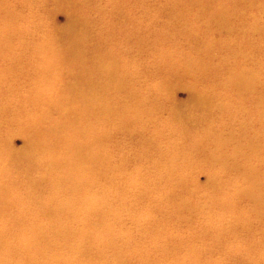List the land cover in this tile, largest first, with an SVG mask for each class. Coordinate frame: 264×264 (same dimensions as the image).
Returning <instances> with one entry per match:
<instances>
[{
    "label": "bare ground",
    "instance_id": "obj_1",
    "mask_svg": "<svg viewBox=\"0 0 264 264\" xmlns=\"http://www.w3.org/2000/svg\"><path fill=\"white\" fill-rule=\"evenodd\" d=\"M16 1H20L25 6L31 3L28 0ZM67 1L69 5H72L68 26L59 29L54 25L51 31H45L46 29L42 28L43 34L36 39V43L31 46L29 53L21 50L19 45H15L18 44L17 40H21L26 34L25 31L16 29V34L12 31L14 28L11 30L4 28V31H0V53L4 54L6 59H12L8 61L12 65V70L15 61L19 62L16 65L18 68L27 72L30 67L33 68L36 64L40 69L34 86H31L32 88L25 86V92L19 93L15 91L18 89L17 85H12L14 87L12 89L1 86V82L9 80L10 74L15 71L9 72L7 67L0 69V94H5L4 107L0 106V109L5 111L6 123L10 126L12 124L17 126L14 132L22 134L26 139V146L21 151L9 153L8 149L13 151L12 147L8 145L9 136L14 132L7 130L5 134L0 133V150L2 149L0 151V217L5 218L6 215H9V219L0 220V247L6 245V248L9 249L10 244L13 243L12 251L20 249L23 251L18 257V261L23 264H37L36 261L40 260H42V264H49L48 260H51L52 264H66L68 260L66 255L71 254L70 250L72 248L73 251L76 250L78 242L88 238L93 240L94 245L97 246V250H93V245L84 248L90 257L89 260L91 259L94 264H130L131 256L124 258L119 251H115L116 254L108 258L105 255V247H103V237L97 232V228L108 226L106 235L114 237L109 219L111 220L112 215L118 212L114 210L115 214H113V209L120 208L119 206L114 207V205L119 203L117 201L125 192L123 189H115L119 178L115 174V168L110 165L109 154L116 145L118 150L121 149V142L117 143L114 138L116 131H121L124 135L133 137L142 152L137 156V159L131 153H123L125 159L129 162L147 160V156L155 147V139L148 133V126L153 125L152 116L155 115V112L153 107H149L147 110L141 108L139 98L144 93L138 86H135L134 76L137 73L131 64L132 60H127L124 57L119 42L136 37V41L139 42V51H144L147 47L156 51V44L161 45L162 41L158 39L155 40L157 42L153 41L146 46L147 39L144 38V33L142 34L140 30L137 35L138 27L133 23H131L133 26H129V23L125 22H133L130 10L120 13L114 2L109 1L111 6L109 10L116 9L115 13L105 11L107 16H103L101 11L104 9L99 10L98 5L94 10L90 0ZM177 1L180 2V0ZM184 1V4H179L176 7L180 15V12L189 9H197L196 13L205 15L204 13L207 11L205 0ZM247 1L244 4L248 8L264 6V0H258V3L256 0ZM3 3H0V7ZM227 4H209L211 9L207 11L210 16V20L207 18L206 23L208 27L211 23H216L225 29L234 28L231 17L238 14L239 0H232ZM5 6L8 5L5 4ZM96 10H99L101 19L109 17L107 30L95 27L97 19L92 13ZM149 13L153 14L149 9L142 10V15ZM117 22L124 23L126 28L117 29L115 27ZM139 29H141L140 25ZM256 29L261 36H264V26H259ZM106 32L111 33L115 39L112 41L103 39V35H108ZM167 39L174 40L172 36H167ZM54 42L68 46L66 49L68 55L64 56L68 65L62 68H60L62 64L60 62L58 64L59 59L56 60L58 53ZM202 42L208 43L210 47L217 41L204 37ZM220 44L226 45L227 42L221 41ZM200 49L202 52L197 53V56L182 53L179 49H160L158 55L159 53L161 55L160 64L163 73L166 76H177L182 71L184 75L193 77L195 72L199 71L202 74L196 79L201 81L203 74L206 75L207 80L211 79L216 70L214 58L203 48L200 47ZM88 51L93 55L91 62L87 60ZM4 69L5 71L2 72ZM234 71H236L234 73L236 77L230 78L231 83L226 81L225 86L231 85L240 91L241 104H245L246 100L252 98L255 102V110L252 111L250 107L245 112L239 109L242 112L240 115L244 117L243 123L239 130L229 137L219 136L211 126L208 127V130L214 141L218 142L215 143L216 151L223 153L225 159L222 162L223 170L230 168V161L236 160L234 167L237 166L239 160L247 162L244 171L249 180L247 188L249 186L251 191H256L258 195H252L255 205L264 210V188L259 180L262 173L260 170L254 169L253 171L251 167L254 157L260 164L264 163L262 138L264 130L257 132L258 127L252 126L250 119V116L258 114L260 124L264 125V82L261 84L262 88L257 89V85L260 84L257 72L243 68L234 69ZM197 83H194L193 86L195 87ZM66 89H70V91L59 94V90ZM165 89L168 88L165 87ZM62 94L65 96H61ZM126 94L130 96V101L124 99V96H128ZM163 103L165 108L161 106L156 110L165 112L167 110L170 118L176 117L177 130L180 129L183 137L189 134L197 122L198 110L204 112L205 118L212 115L227 118L230 117L227 115L232 112L229 109L228 100H224V96L213 99L209 91L200 87H195L194 100L191 104L181 106L176 103L172 105H168L164 101ZM191 118H193V122L187 121ZM251 118L253 120V117ZM186 123H189L191 127ZM131 124H133L132 127ZM163 131L161 129L159 134L161 135ZM146 142L149 144L147 149L144 147ZM226 149L232 150L231 153H228L233 154L232 157L225 155ZM177 155L174 152L168 161L156 164L155 167L162 175L169 173L171 164L176 160ZM21 157L34 166L33 174L27 173L31 182L25 186L12 184L11 180L8 181L10 168L16 164L11 160L18 161V158L21 160ZM143 169L136 166L139 176L146 175L144 186L158 188L160 182H156L155 185L150 180L152 175L157 176V174L155 172L150 174L147 169ZM211 181L216 185L215 179ZM211 181L208 180L207 183L210 185ZM126 182V177H121V183ZM163 183L172 185L173 181L165 175ZM40 188L43 191L36 200L38 201L37 205L42 206L41 210L45 203L55 204L49 207L45 206L47 207L45 214L49 218L48 224L34 220L32 212L29 210L24 212L22 205L12 208V205L18 202L27 206L24 196ZM135 195L140 196L138 192ZM17 210H20V213H16ZM17 216L20 217L17 218ZM71 222H75L77 225L70 226ZM5 234L8 235L7 241L4 240ZM57 237L72 246L71 248L68 246L62 256L57 253L48 254L49 251L59 252L58 245L52 242ZM129 237L126 240V245L135 251L132 255H135L137 261L142 264H158L159 260L170 258L167 249L156 244L159 237L156 235L154 222L151 223L150 232L147 235L149 242L154 243L153 246L148 247L141 240L132 241ZM114 243L115 241L110 246L117 247L118 244ZM31 254L34 257H29ZM157 254L159 258L156 257ZM0 264L8 263L0 259Z\"/></svg>",
    "mask_w": 264,
    "mask_h": 264
},
{
    "label": "rangeland",
    "instance_id": "obj_2",
    "mask_svg": "<svg viewBox=\"0 0 264 264\" xmlns=\"http://www.w3.org/2000/svg\"><path fill=\"white\" fill-rule=\"evenodd\" d=\"M28 1L31 3L25 6L16 0H0V3L4 2L0 7V31H4V28L10 30L14 28L12 31L15 34L17 33L16 29L25 31L26 34L21 40H17L18 44L15 45H19V48L26 53L31 51V46L35 45L36 39L43 34L42 28H45V31H51L54 25L59 29L67 27L72 7L67 0ZM109 1L116 3V8L120 10V13L130 10L133 22H125L129 23V26H133L131 24L133 23L138 27L137 35L140 30L142 34L144 33L143 36L147 39L146 46L153 41L157 42L155 40L158 39L162 43L161 45L156 44V51L149 47L144 51H139V42L136 41V37L119 42L124 57L127 60H132L131 64L137 73L134 76L136 84L134 85L144 93L139 98L141 108L146 110L149 107L154 108L155 115L152 116L154 122L153 125L149 123L148 133L154 137L155 147L147 156V160L129 162L123 153H131L137 159V156L142 154L140 147L136 145L133 137L126 136L121 131H116L114 134L117 143L120 141L122 147L118 150L116 145L109 154V160L119 178L115 189H123L125 192L123 195L120 193L122 197L117 201L119 203L114 205V207L119 206L120 208L113 209V214H115L114 210L118 212L112 215L111 220L109 219L114 237L106 235L108 226L97 228V232L104 240L105 255L109 258L116 254L115 251H119L124 258L131 256L130 264H142L137 261L135 255H132L135 251L126 245V240L130 235L129 239L132 241L141 240L148 247L153 246L154 243L149 242L147 235L150 232L151 223L154 222L156 235L159 237L156 244L164 246L170 254L169 259H161L158 264H264V210L255 205L252 195L257 196L256 191H251L249 186L247 188L249 180L244 174L247 162L239 160L237 166L234 167L236 160L230 161V168L223 170L222 162L225 160L223 153L216 151L215 143L218 142L214 141L208 130V127L211 126L219 136L229 137L234 132L236 133L243 123L244 117L240 115L242 112L239 109L244 112L248 110V107L252 108V111L255 110V102L252 98L246 100L245 104H241L240 91L234 86H225V83H227L226 81L231 83L230 78L236 77L234 69L243 68L257 72L260 82L257 89L262 88L261 84L264 82V36H261L256 28L264 26V6L248 8L244 4L247 0H239L238 14L231 17L234 28L225 29L211 22L208 27L206 23L207 18L210 20V16L207 11L211 9L210 3L228 5L227 3L232 0H205L207 5L205 15L196 13L197 9L180 12V15L176 7L179 4H184V0H180V2L177 0H90V3L94 10L98 5L99 10L103 8L104 10L101 12L103 16H107L105 11L115 13L116 10H109L111 7ZM256 1L258 3V0ZM5 4L8 6L6 7ZM144 8L149 9L153 14L142 15ZM217 9L220 8L217 7ZM99 10L92 13L97 19L95 27L107 30L109 17L101 19ZM139 25L141 29H139ZM115 27L125 29L126 25L117 22ZM107 34L103 35V39L110 41L115 39L111 33ZM167 36H172L174 40L167 39ZM204 37L213 38L217 42L209 47L208 43L202 42ZM221 41L227 42V44L221 45ZM54 47L59 56L56 60L59 59L58 64L59 62L62 64L60 68L68 65V61L64 58L65 55H68L66 50L68 46L54 42ZM200 47L214 58L216 64L214 77L207 80L206 75L203 74L200 81L196 79L202 74L199 71L195 72L193 77L184 75L182 71L177 76H166L163 73L160 64L161 55L160 53L158 55L160 49H179L182 53L197 56V53L202 52ZM89 51L87 60L91 62L93 55ZM3 55L0 53V69L7 67L9 72H13V70L15 72L10 74L9 80L2 81L1 86L12 89L14 88L12 85H17L18 89L15 91L18 93L25 92V86H34V81L40 70L38 64L33 68L30 67L27 72L18 68L16 65L19 62L15 61L12 70V65L8 62L12 59H6ZM94 63L96 62L94 61ZM196 82L198 83L195 87L206 89L213 99L224 96V100H228V106L232 112L227 115L230 116L227 118L216 117V115L205 118L204 112L198 110L197 122L189 134L183 137L180 129L177 130L176 117L170 118L167 110L165 112L156 109L164 107L163 101L168 105L173 103L181 106L191 104L194 100L195 87L193 85ZM165 87L168 89L166 90ZM69 91L70 89H66L58 92L61 94ZM249 92L252 93V91ZM61 96H65V94ZM124 99L130 101V96H124ZM4 103L5 94H0V106L4 107ZM4 114L5 111L0 109V133L5 134L7 130L14 132L17 126L8 125ZM250 119L251 125L258 127L257 132L264 130V125L260 124L258 114L250 116ZM189 120L193 122V118L187 119V121ZM189 123L186 124L191 127ZM132 126L133 124H131ZM161 129L164 131L160 135ZM262 138L264 142V137ZM146 143L144 147L147 149L149 144ZM8 145L13 149V151L8 149L9 153H17L26 146V139L22 134L14 132L9 136ZM174 152L178 154V157L171 164L169 173L162 175L155 165L163 163L165 160L168 161ZM231 152V149H226L225 155L232 157L233 154H228ZM11 161L16 164L10 168L8 181L11 180L10 183L21 186L28 185L31 181L27 173L33 174L34 166L22 157L21 160L18 158V161ZM136 166L147 169L150 174L155 172L157 176L152 175L150 180L155 185L156 182H160V186L155 189L144 186L146 175L139 176ZM251 167L253 171L254 169L260 170L262 173L259 180L264 188V163L260 164L254 157ZM164 174L172 179V185L163 183ZM121 177H126L127 182L121 183ZM214 179L216 185L211 181ZM208 180L211 181L210 185L207 183ZM183 184L184 186H182ZM41 191L43 189L40 188L24 196L27 206L18 202L12 205V208L22 205L24 212L27 210L32 212L34 220L48 224L49 218L45 214L47 208L45 206L49 207L55 204L45 203L41 210L42 206L37 205L38 201L36 200L37 196L42 193ZM143 191L145 192L142 195ZM137 192L140 196L135 195ZM16 213H20V210H17ZM8 216L0 217V220H7ZM19 217L17 216V218ZM69 225L77 224L71 222ZM5 236L4 240L7 241L8 235L5 234ZM67 237L70 238V236ZM113 241H115L114 244H118L117 247L110 246L113 245ZM52 242L58 245L59 252L49 251L48 254L51 255L57 253L62 256L68 246L72 247L60 237ZM12 244L9 249L6 248V245L0 247L1 261L5 260L8 264H23L18 261V257L23 251L21 249L12 251ZM88 245H93V250H97L93 240L87 238L85 241H79L77 245L79 251L77 249L73 251L72 248L71 254L66 255L68 258L66 264H94L91 259L89 260L90 257L84 250ZM29 257L34 256L31 254ZM156 257L159 258V255L157 254ZM48 262L52 264L51 260ZM36 263L42 264V260L36 261Z\"/></svg>",
    "mask_w": 264,
    "mask_h": 264
}]
</instances>
